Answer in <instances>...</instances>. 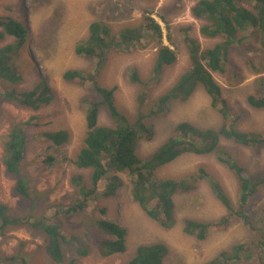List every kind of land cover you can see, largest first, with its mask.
<instances>
[{
	"label": "trees",
	"instance_id": "obj_1",
	"mask_svg": "<svg viewBox=\"0 0 264 264\" xmlns=\"http://www.w3.org/2000/svg\"><path fill=\"white\" fill-rule=\"evenodd\" d=\"M150 13L144 10L140 23L125 26L117 34L112 32L105 21H91L87 36L78 42L74 52L90 60L92 66L85 71L69 68L61 75L63 81L84 87L86 91L79 98L85 121L83 145L71 162L81 170H89L88 176L77 177L80 183L74 180L79 194L77 205L68 206L62 213L80 212L89 202L96 204L101 198L113 197L119 188L126 186L131 200L149 218L159 226L170 229L177 223L173 196L190 191L195 187V182L205 179L216 199L224 206L226 214L208 221L184 219L182 232L197 240H204L211 230L228 229L236 215L253 234L258 235V240L232 245L200 264H235L242 258H255L258 264H264V219H253V211H248L251 198L264 184V171L252 176L248 168L240 163L237 154L222 145L225 141L250 149L264 147V132L238 128L240 113L232 109L214 78V73L227 75L229 71H232L229 74L232 78H238V66L228 65L230 51L233 49L243 54V62L255 73L264 70V0H198L192 13L202 21L199 33L205 38L218 41L211 47L202 48L199 41L188 33V27L184 28L182 42L187 50L188 66L156 98L151 97V90L159 85L164 70L176 61V52L163 44V29ZM158 15L167 29L166 39L176 46L169 22L162 14ZM5 36L13 37V41L0 48V82L12 87L7 90L0 87V97L32 111L45 108L52 101L53 95L44 79L30 89H17L24 79V72L19 69L16 59H22L24 67L28 63L25 56V48L29 45L27 28L11 15H0V40ZM153 39L157 48L150 78L144 81L135 69H129L131 81L139 85L141 90L136 98L138 109L134 114L128 113L117 106L113 88L100 82L101 71L112 53L143 48ZM30 63L37 66L35 62ZM257 80V87L246 97V101L250 107L264 110V77L259 76ZM229 83H232L230 77ZM199 88L207 94L210 107L218 113L219 125L216 128H200L187 121L177 122L162 143L149 154H141L138 144L151 141L155 133L153 126L146 122L147 116L142 109L150 106L148 114L165 113L173 103L187 101ZM147 100L151 101L145 104ZM102 114L107 116L104 123L99 120ZM35 119L32 116L26 121L12 120L1 143V164L5 173L13 179L12 191L33 200L44 198L45 192L35 191V198L31 197L30 188H33L36 180L25 158L31 139L26 129L34 125L32 123ZM41 136L51 147H59L67 142L69 134L62 129L45 132ZM186 154H211L229 170L238 184L237 209L233 207L230 196L221 184L202 167L180 178L157 176L160 168ZM53 161V156L46 158L49 165ZM50 207L55 208L57 204ZM9 211L6 205L0 204L1 229L28 225L39 230L47 239L45 260L54 264L64 263V239L59 234L58 226L45 223L43 215H38L39 218L32 215L13 216ZM54 212L56 214L58 211ZM105 216L106 208L102 207L100 217L95 220L98 231L105 235L104 239L98 241V251L102 257L126 250L127 229ZM87 253L83 248H76L77 255ZM167 254L168 247L162 242L140 244L135 249V255L123 264H162ZM27 258L21 254L0 256V264H28Z\"/></svg>",
	"mask_w": 264,
	"mask_h": 264
},
{
	"label": "rangeland",
	"instance_id": "obj_2",
	"mask_svg": "<svg viewBox=\"0 0 264 264\" xmlns=\"http://www.w3.org/2000/svg\"><path fill=\"white\" fill-rule=\"evenodd\" d=\"M197 2L198 0H0V15L13 16L28 30L29 45L25 48L28 61L26 67L23 66L22 59H16L19 69L24 72V79L17 89L20 91L30 89L44 79L53 95L50 104L37 111L24 109L11 101H6L3 96L0 97V149L2 137L8 132L12 120L26 121L32 116L36 117L32 123L34 125H29L26 129L31 139L27 145L25 158L29 163V171L36 180V184L30 188L31 197L35 198L33 194L35 191H45L44 198L39 199L38 196L39 198L33 200L15 194L11 188L9 194L12 198L2 200L9 203L13 215L34 217L43 215L46 218H43L45 223L58 226L59 234L64 239L63 264H123L135 255L138 245L158 242L168 247V254L162 264H200L209 261L221 250L232 245L258 240V235L253 234L244 221L236 215L233 216L228 229L211 230L204 240H197L182 232L184 219L208 221L226 214L224 206L216 199L205 179L195 182V187L190 191L173 196L177 223L170 229L159 226L149 218L131 200L126 186L119 188L113 197L101 198L96 204L89 202L80 212L62 213L68 206L78 203L79 194L74 180L80 183L78 176L89 175V170H81L71 162L83 145L85 121L79 98L86 91L84 87L63 81L61 75L69 68L85 71L92 66L90 60L74 52L78 42L87 36L90 22L101 19L110 25L114 34H117L125 26L140 23L144 10L151 12L149 15L154 17L163 29V44L176 52V61L164 70L159 85L151 90V97L156 98L188 66V54L182 42L184 28L188 27V33L199 41L202 48L211 47L218 41L200 35L199 28L202 21L192 13ZM158 13L169 22L176 46L166 39L167 29ZM12 41L13 37L5 36L0 40V48ZM143 42L146 44V41ZM155 42V39L149 40L143 48L112 53L102 69L100 82L106 87L113 88L116 104L121 110L134 114L138 109L136 98L141 88L131 81L129 69H135L144 81L150 78L156 56ZM236 51L235 49L230 51L228 65L238 66V78L234 79L229 75L232 71L227 75L214 73V78L232 109L240 113L238 128L243 131L264 132V110L254 109L246 101V97L257 87V78L264 77V70L255 73L243 62V54ZM30 62H35L37 66ZM262 65L264 67V54ZM229 77L232 80L231 84ZM0 87L2 90H7L12 86L3 85L1 81ZM148 101L151 100H147L145 104ZM149 108L150 106H147L142 112L147 116L145 120L153 126L155 133L151 141L138 144V151L141 154H149L153 151L166 139L177 122L187 121L200 128H216L219 125V115L210 107L209 97L201 88L197 89L187 101L173 103L165 113L148 114ZM99 120L104 123L107 121V116L102 114ZM62 129L68 132L69 137L67 142L59 147H51L41 136L45 132ZM222 143L237 154L240 163L248 168L252 176L264 171V147L250 149L230 142ZM48 156L54 157L51 165L46 163ZM199 167L204 168L210 177L221 184L230 196L233 207L237 209L238 184L229 170L211 154L183 155L160 168L157 176L180 178L195 173ZM0 172L7 180H13L4 170ZM53 204H57V207L50 209L49 206ZM248 206V211H253V219H264V184L259 187ZM102 207L106 208L107 219L127 229L126 250L107 257L99 254L98 241L104 239L105 235L98 231L95 225ZM55 210L58 212L53 214ZM22 232H25L26 237L29 238L31 247L37 249L36 253L30 254L32 259L30 261L27 258L28 261L31 264H54L50 260L46 261L42 254L47 244L45 235L29 226H23L22 230H15L14 233L17 235ZM13 243L14 255L19 256L16 254L23 249L19 248L21 240L16 236L0 234V251L4 252L8 249L5 248ZM76 248H83L88 253L77 255ZM235 264H258V262L255 258H242Z\"/></svg>",
	"mask_w": 264,
	"mask_h": 264
},
{
	"label": "crops",
	"instance_id": "obj_3",
	"mask_svg": "<svg viewBox=\"0 0 264 264\" xmlns=\"http://www.w3.org/2000/svg\"><path fill=\"white\" fill-rule=\"evenodd\" d=\"M7 101V100H6ZM8 131V130H7ZM7 135V132H6V134L2 137V140H4V138H5V136ZM1 156H2V150L0 149V171L2 170H4V167H3V165L1 164ZM4 174H1V172H0V204H4V205H6L7 206V209H8V211L10 210V207L8 206V202L7 201H4V200H2V199H4V198H6L7 200H9V198H12L11 196H10V194L9 193H11V192H9V191H11V188H12V186H13V180H7L6 178H5V176H3ZM8 186H9V188H8ZM10 215H13L12 213H11V210L8 212ZM13 216H16V215H13ZM25 226V225H24ZM28 226V225H27ZM30 227V226H29ZM15 228V229H14ZM23 229V225H21V226H10V227H8V228H6V229H1L0 228V234L1 235H4V234H6V235H11L12 237L13 236H16V237H18L19 238V240H21V243H20V245H19V248H23L22 250H19V252H18V254H16V255H20L19 253H22L21 255H23V256H26V257H28V259H30V261H31V256H30V254L31 253H33V252H37V249L36 250H34L32 247H31V245H30V243H29V238H27L26 237V234H25V232H22V233H19V234H17V235H15V230H22ZM9 231V232H8ZM39 231V230H38ZM9 237V236H8ZM12 240H15L14 238H11ZM14 243H15V241H14ZM14 243L11 245V246H7L5 249H7V250H4V252H2V251H0L1 252V254H0V256L2 257V256H14V250H13V248H14ZM29 245V246H28ZM33 249V250H32ZM44 249H45V246H44V248H43V251H42V254L44 255ZM12 250V251H11ZM4 253V254H3ZM100 254V253H99ZM101 255V254H100ZM12 264V263H11ZM28 264H31V262H29Z\"/></svg>",
	"mask_w": 264,
	"mask_h": 264
},
{
	"label": "bare ground",
	"instance_id": "obj_4",
	"mask_svg": "<svg viewBox=\"0 0 264 264\" xmlns=\"http://www.w3.org/2000/svg\"><path fill=\"white\" fill-rule=\"evenodd\" d=\"M30 57V56H29Z\"/></svg>",
	"mask_w": 264,
	"mask_h": 264
}]
</instances>
